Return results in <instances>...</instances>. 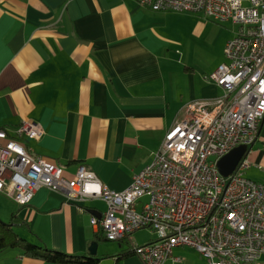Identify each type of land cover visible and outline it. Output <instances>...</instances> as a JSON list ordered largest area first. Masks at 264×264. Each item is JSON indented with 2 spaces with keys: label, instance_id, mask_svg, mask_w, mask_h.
I'll return each mask as SVG.
<instances>
[{
  "label": "crops",
  "instance_id": "0c3cea01",
  "mask_svg": "<svg viewBox=\"0 0 264 264\" xmlns=\"http://www.w3.org/2000/svg\"><path fill=\"white\" fill-rule=\"evenodd\" d=\"M168 18L169 10L137 0H0V126L13 132L23 119L36 121L43 134L26 141L31 152L62 166L65 176L82 163L109 188H125L166 129L188 116V102L224 92L207 78L222 49L221 60L204 68L180 58ZM246 158L243 175L264 183V116ZM95 200L102 201H67L42 187L19 204L0 191V211L33 242L80 254H92L96 242L93 254L105 264H143L129 251L137 243L131 236L111 242L91 223L105 209ZM0 264L60 263L8 247ZM163 264L206 259L179 245Z\"/></svg>",
  "mask_w": 264,
  "mask_h": 264
},
{
  "label": "built area",
  "instance_id": "2783aa9c",
  "mask_svg": "<svg viewBox=\"0 0 264 264\" xmlns=\"http://www.w3.org/2000/svg\"><path fill=\"white\" fill-rule=\"evenodd\" d=\"M137 1L239 23L225 41L224 60L207 75L223 94L188 102V116L166 129L151 159L120 190L82 163L68 177L31 152L26 141L42 136L40 123L23 119L13 132L0 126V191L19 204L42 187L67 201L101 199L105 209L90 220L106 238L123 241L146 227L155 233L131 246L143 264H163L179 245L200 252L206 264H256L264 252V183L243 175L246 154L228 175L217 160L240 144L249 151L264 116V0Z\"/></svg>",
  "mask_w": 264,
  "mask_h": 264
},
{
  "label": "rangeland",
  "instance_id": "374dc122",
  "mask_svg": "<svg viewBox=\"0 0 264 264\" xmlns=\"http://www.w3.org/2000/svg\"><path fill=\"white\" fill-rule=\"evenodd\" d=\"M168 24V36L174 42L172 50L177 48V56L184 60L189 58L190 62L194 61L201 68L212 62L218 63L221 59L224 60L225 41L234 36L240 26L239 23H234L231 20H220L203 12L189 10H169ZM221 49L222 56L221 59H218ZM94 203L103 206V202L100 200H95ZM9 216L7 209L2 208L0 219L9 222ZM14 231L30 240L28 232L22 227L14 226ZM130 236L137 243H144L156 235L151 228L146 227L133 231ZM109 241L122 243L113 239ZM181 250L184 251V249ZM258 257H264V252Z\"/></svg>",
  "mask_w": 264,
  "mask_h": 264
},
{
  "label": "trees",
  "instance_id": "16d2710c",
  "mask_svg": "<svg viewBox=\"0 0 264 264\" xmlns=\"http://www.w3.org/2000/svg\"><path fill=\"white\" fill-rule=\"evenodd\" d=\"M247 150L245 154L248 152ZM12 218H14V216ZM14 223L13 220L4 222L0 219V250L8 247H18L28 256L60 264H105L103 261L105 256H99L97 254L71 253L49 247L43 243L33 242L25 236L15 232L13 228ZM129 251L131 252V250Z\"/></svg>",
  "mask_w": 264,
  "mask_h": 264
},
{
  "label": "water",
  "instance_id": "95a60500",
  "mask_svg": "<svg viewBox=\"0 0 264 264\" xmlns=\"http://www.w3.org/2000/svg\"><path fill=\"white\" fill-rule=\"evenodd\" d=\"M246 149L247 146L245 144H240L220 156L217 160V166L219 168L220 173L222 175L230 174L234 170L239 159L245 154ZM96 215L100 216V213H97ZM89 251L92 254L96 252V242H93L89 246Z\"/></svg>",
  "mask_w": 264,
  "mask_h": 264
}]
</instances>
